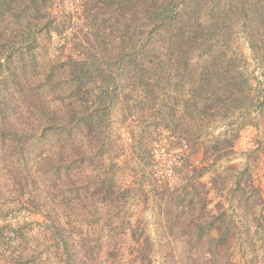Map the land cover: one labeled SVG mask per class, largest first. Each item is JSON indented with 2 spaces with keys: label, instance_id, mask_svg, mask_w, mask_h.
<instances>
[{
  "label": "trees",
  "instance_id": "trees-1",
  "mask_svg": "<svg viewBox=\"0 0 264 264\" xmlns=\"http://www.w3.org/2000/svg\"><path fill=\"white\" fill-rule=\"evenodd\" d=\"M82 6L81 25L86 29L80 35L81 44H78L82 50L64 56L67 67L64 77L62 74L47 75L50 85L44 94H40L42 100L39 99L41 123L28 124L24 130L32 133L39 128L38 148L44 146L47 134H52L58 141L64 139L75 147L79 143L75 134L103 137L114 104L127 103L136 95L139 102L134 106L142 113V107L153 110L155 106L157 112L152 115L151 126H145L148 134L153 131L165 133L166 136L158 140L162 156L174 149L181 150L180 158L190 166L187 173L191 174V185L197 191L198 187L202 190L201 212L189 218L183 210H177L178 214L184 215L181 218L177 214L169 216L171 212L166 208L164 221L169 229L171 224H182L179 231L184 226H195L190 238L194 236L196 239L197 250L190 253L192 256L203 253V262L193 263L206 264L210 262L208 256H212L214 250L222 251L235 235L226 224L227 213L221 201L213 205V211L208 209L211 189L226 191L228 183H233L229 188L240 196L239 199H244L249 188L264 200L259 187L252 182L247 166L239 172L236 165L229 166L239 174L232 175L233 182H229V174L216 167L218 161L233 153L241 128L252 123L250 115L254 105L255 77L247 74L245 55L241 50L229 47L228 37L237 24L248 23L250 36L246 37L249 47L254 51L255 43L259 41L264 47V0H82ZM49 7V0H0V39L5 34L6 42L10 43L14 38L11 33L15 31L21 39L35 41L36 34L57 31L48 19ZM6 22L13 23L16 28L6 27L3 25ZM10 57L11 54L7 59ZM24 57L23 51L15 54L14 59L21 61V69L34 60L30 55L27 63ZM15 60L6 62L8 75H14L17 69L13 66ZM49 94L60 102L67 96L73 101H68L64 110L59 106V114L46 106L45 98ZM140 101H145L144 105H140ZM3 123V131L23 133V129L19 131L10 120ZM217 124H221L223 130L217 135L207 134ZM199 143L202 158L198 159V164H193L190 155L197 153ZM79 145L78 155L83 157L81 143ZM187 149L190 155H185ZM70 165V162L65 165V173H69ZM105 173L104 177L90 183L101 202L110 198L117 214L127 203L134 186L120 187L112 172ZM207 173L210 179L203 182ZM243 174L246 175L245 185L239 177ZM26 175L16 179L23 190L32 183ZM165 182L156 188H166ZM139 186L138 183L137 188ZM197 193L192 195L191 192L189 200H185L183 193L175 195L171 192L160 197L168 207L171 202L184 209L185 206L195 207L193 197L201 195ZM33 198L28 202L34 209L46 206L45 198ZM61 202L68 213L75 208L68 201ZM122 214V219L118 216L119 220L105 234L106 239H98L99 243H94L89 236L79 239L67 230L60 210L59 213L45 214L46 230L58 242L57 249L66 254L68 264H106L108 256L118 264H154V241L146 232L143 219H125L127 215ZM213 230L218 232L216 236L212 235ZM127 239L130 241L128 245ZM164 247L165 256H172L173 247L168 244Z\"/></svg>",
  "mask_w": 264,
  "mask_h": 264
},
{
  "label": "rangeland",
  "instance_id": "rangeland-1",
  "mask_svg": "<svg viewBox=\"0 0 264 264\" xmlns=\"http://www.w3.org/2000/svg\"><path fill=\"white\" fill-rule=\"evenodd\" d=\"M49 2L48 19L57 31L36 34L35 41L23 40L15 31L11 33L14 38L10 43L6 42L5 34L0 39V264H68L66 254L57 249L58 242L46 230L45 214L59 213V210L67 230L79 239H87L89 236L94 243L106 239L105 234L119 220L118 216L122 219V213L127 215L125 219L136 220L141 217L146 232L154 241V264L203 262V253L197 256L190 253L197 250L196 239L194 236L190 238L191 229H195V226L190 228L187 224L188 227L184 226L179 231L178 227L182 224H171L169 229L164 221L166 208L171 212L169 216L177 214L181 218L184 215L178 214L177 210H183L189 218L201 212L202 190L198 187L197 191L191 185L193 180L190 178L191 174L187 173L190 166L185 165V160L180 158L181 150L174 149L167 153L169 155L162 156L158 140L163 139L165 133L157 134L153 131L148 134L146 128L151 126L152 115L157 112L155 106L153 110L142 107V113L134 106L139 102L136 95L130 97L127 103L114 104L108 115L103 137L75 134L74 138L79 142L75 147L64 139L58 141L52 134H47L44 146L38 148L36 141L39 128L32 133L25 132L28 124L41 123L38 118L42 113L39 99L42 100L40 94H44L49 88L47 75L52 73V76H65L67 67L64 65V56L71 51L76 54L78 49L82 50L78 44H81L80 35L86 30L81 25L82 0ZM3 25L16 28L9 22ZM248 28V23L237 24L228 37V44L243 52L247 60L245 71L255 77L254 105L250 115L252 123L241 128L233 153L218 161L216 167L229 174V182H233L234 177L239 174L234 173L229 166L236 165L238 172L247 166L252 174V182L259 187L264 199V47L259 41L255 43V50H251L246 37L250 36ZM254 36L257 34L254 33ZM84 44L88 46L86 42ZM19 51L24 52L23 60L27 63L32 55L33 63H28L21 69V61L14 59ZM9 54L11 57L7 59ZM7 60H15L13 66L17 69L14 75H8ZM61 83L62 80L59 85ZM45 99L46 106L57 110L59 114V106L64 110L65 104L73 101L67 96L60 102L57 98L53 99L51 94ZM140 102V105H144L145 101ZM4 118L10 120L19 131L23 129V133L3 131V122L6 121ZM221 130V124L213 125L207 134L217 135ZM180 136L179 134L178 137ZM80 143L83 157L78 155ZM198 146L199 150L195 155H190L188 149L184 152L185 155L189 153L193 164H198V159L202 158V145L199 143ZM68 162L71 163V169L69 173H65ZM19 170L21 173L18 174ZM105 172H112L120 187L134 186L129 192L127 203L117 214L114 204L109 202L110 198L101 202V197L91 184L94 179L104 177ZM25 175L32 183L23 190L16 179ZM239 177L245 185L246 175ZM209 179L210 175L207 173L202 181L207 182ZM164 181L168 182H165L167 190L156 188L159 183L164 184ZM228 184L227 188L230 189L233 183ZM228 189L218 192L211 189L208 194V209L213 211V205L221 201L227 213L226 224L234 230L235 235L231 237L229 245L222 247V251L214 250L215 253L208 256L210 262L206 264H264V200L249 188L246 189L244 199H239L240 196L234 190ZM171 192L175 195L183 193L185 200H189L191 192L192 195L197 192L201 195L200 199L198 196L193 197L195 207L191 205L183 209L171 202L168 207L165 200L161 199V194ZM36 196L47 200L42 209H34L28 202V199H36ZM61 201L75 205L74 212L68 213ZM202 232L204 236L205 232ZM217 234V231H212L213 236ZM128 240L126 245L130 244ZM164 244L173 247L172 256H165ZM105 263L118 264L117 261H112L111 256H108Z\"/></svg>",
  "mask_w": 264,
  "mask_h": 264
}]
</instances>
